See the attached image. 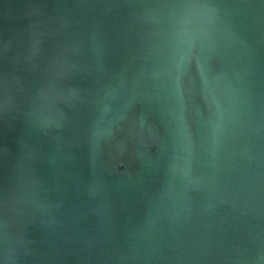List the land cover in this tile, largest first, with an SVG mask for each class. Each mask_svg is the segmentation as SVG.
<instances>
[{"label":"water","instance_id":"water-1","mask_svg":"<svg viewBox=\"0 0 264 264\" xmlns=\"http://www.w3.org/2000/svg\"><path fill=\"white\" fill-rule=\"evenodd\" d=\"M0 264H264V0H0Z\"/></svg>","mask_w":264,"mask_h":264}]
</instances>
